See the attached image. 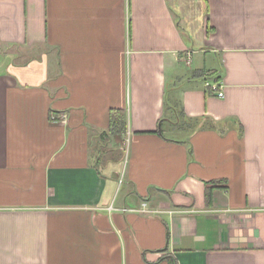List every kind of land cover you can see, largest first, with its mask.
I'll return each instance as SVG.
<instances>
[{"label":"crops","instance_id":"obj_1","mask_svg":"<svg viewBox=\"0 0 264 264\" xmlns=\"http://www.w3.org/2000/svg\"><path fill=\"white\" fill-rule=\"evenodd\" d=\"M168 259L264 264V0H0V264Z\"/></svg>","mask_w":264,"mask_h":264},{"label":"trees","instance_id":"obj_2","mask_svg":"<svg viewBox=\"0 0 264 264\" xmlns=\"http://www.w3.org/2000/svg\"><path fill=\"white\" fill-rule=\"evenodd\" d=\"M208 76L212 77L215 83L221 82V78L213 73L209 74ZM209 92L210 90L207 89ZM212 93V92H211ZM166 108H171L172 110H175V107H170L169 102L166 101ZM167 120L162 119L159 124L158 134L166 139L165 132H164V124ZM127 134V117H126V111L123 109H112L109 114V127L108 130L102 133V139H109L110 137L114 138L117 136H124ZM207 201L208 203L212 202V193L211 191L207 193ZM170 261V264H176L175 261Z\"/></svg>","mask_w":264,"mask_h":264},{"label":"rangeland","instance_id":"obj_3","mask_svg":"<svg viewBox=\"0 0 264 264\" xmlns=\"http://www.w3.org/2000/svg\"><path fill=\"white\" fill-rule=\"evenodd\" d=\"M178 19L181 20L180 18H178ZM182 26H183V28H185V26H186V23H185L184 21L182 22ZM196 47H198V45H196ZM190 61H191V60H190ZM190 63H191V62H190ZM187 72H188V68L185 67V66H182V69L179 70L178 75H179V76H181V75H185V74H187ZM170 79H171V81H170V85H171L172 83L175 82V77L172 76Z\"/></svg>","mask_w":264,"mask_h":264},{"label":"built area","instance_id":"obj_4","mask_svg":"<svg viewBox=\"0 0 264 264\" xmlns=\"http://www.w3.org/2000/svg\"><path fill=\"white\" fill-rule=\"evenodd\" d=\"M212 89H213V91H214V93H215V96H217L218 98H224V91L221 89V88H219V87H217V86H212Z\"/></svg>","mask_w":264,"mask_h":264}]
</instances>
